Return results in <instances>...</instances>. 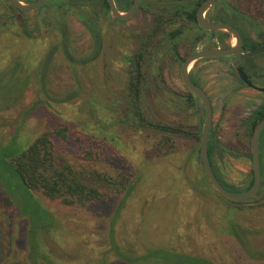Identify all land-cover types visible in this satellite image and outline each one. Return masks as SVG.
Returning <instances> with one entry per match:
<instances>
[{
	"label": "rangeland",
	"instance_id": "1",
	"mask_svg": "<svg viewBox=\"0 0 264 264\" xmlns=\"http://www.w3.org/2000/svg\"><path fill=\"white\" fill-rule=\"evenodd\" d=\"M228 1L253 22V28L259 25L264 29V0ZM154 14L145 3L130 19L107 24L102 51L92 60L72 65L62 50H57L49 63V90L53 96L81 91L78 98L51 105L37 103L40 86L35 83L17 107L0 113V174L5 176L1 180L5 185L0 181V264H174L184 253L204 256L217 264H264V186L254 199L238 202L219 194L207 180L202 182L205 172L198 146L204 113L198 101L196 109L183 102L188 91L178 59L152 62L150 54L155 49L150 48L143 67L144 97L139 98V104L147 121L180 131L147 127L134 114L131 84L137 75L140 36L143 30L146 34L151 31L149 21L155 19ZM70 26V44L76 55L88 56L93 50L88 31L74 18ZM240 26L255 36L248 23L241 21ZM197 29L192 25L191 36L187 31L182 45L190 43ZM166 35L164 31L160 36ZM58 39L57 31H52L29 43L31 46L21 44L22 49L35 50L36 46L43 54L37 60L30 57V69L44 62V53ZM235 41L230 36L224 42ZM17 42L11 41L15 46ZM180 50L185 57L190 54L186 47ZM244 60L256 61L263 68L250 74L257 87H264V52ZM200 64L215 111L213 130L224 151L216 156L215 169L229 191L243 193L252 177L249 155L253 130L241 125L236 113L245 112L263 95L249 87L229 94L232 85L226 81L221 84L219 78L216 81L217 68L223 65L236 84L241 82L225 59ZM173 97L177 98L175 104L170 102ZM225 101L229 104L224 108ZM60 128L67 129V137L53 136L56 167L69 164L91 179L97 172L112 180L121 174L132 180L129 187L123 192L111 191L107 199L86 206L69 205L28 190L4 171V157L28 148L40 134ZM259 151L264 176V130ZM11 198L9 205L7 199ZM40 202L53 216L46 225L37 209ZM234 235L261 254L251 257ZM115 244L132 258L154 247L160 252L154 256L156 261L129 262L113 249Z\"/></svg>",
	"mask_w": 264,
	"mask_h": 264
},
{
	"label": "trees",
	"instance_id": "2",
	"mask_svg": "<svg viewBox=\"0 0 264 264\" xmlns=\"http://www.w3.org/2000/svg\"><path fill=\"white\" fill-rule=\"evenodd\" d=\"M115 1L121 11L128 10L133 3V0ZM202 2L203 0H195L194 2L192 0L165 1V3L160 5L162 6V8H160L161 11L160 13H157V17L154 19L155 22L160 21L163 24L153 27L150 31L151 34L149 35L152 36V34H154L160 36L164 35L165 31L167 35L163 37H170L177 50L176 43L178 42V39H182L183 35L187 31L188 36H191L189 27L195 24L198 25L196 17L197 6H200ZM209 14L214 21L227 22L233 24L234 26H236L239 18H244L242 12L230 4L228 0H217L216 4H214L209 9ZM182 17H184L186 21L189 22L188 25L173 24L175 22L179 23L182 20ZM71 18L79 21L88 31L93 44V50L88 56L79 57L76 55L70 44ZM116 21H121V19L112 17L111 9L107 0H48L44 5L35 11H24L12 6L8 0H0V113L10 110L12 107H17L20 104L21 99L28 87L35 83L40 86L37 92V103H46L51 105L53 103L57 104L61 102H69L78 98L81 91H76L75 93L73 91L69 95L62 93L59 94L60 96H53L51 94L48 86V74H50L49 71L52 66L49 65V63H51V60L59 49L62 50L63 54L72 65H76L77 63H81L89 59L92 60L102 51V43L105 39L107 24ZM52 31H57L59 39L53 43V47L50 50L44 53V57L42 56L44 58V62L46 63L43 62L40 65H36L38 67L35 70L30 69V57L33 55V58L37 60L39 55L43 54H40L41 50L39 52L36 46H34L35 50H31L30 48L22 49L20 47L21 44H33V42L39 41V39L50 34V32L52 33ZM224 34L227 36L230 35L228 32L222 31V33L218 34L217 40L221 42L222 36ZM244 36L245 35L243 34V37ZM12 39L18 41L16 46L15 44L11 43ZM256 45L257 44L251 39L247 40V38H244L245 50H249ZM242 68L246 71L244 66ZM139 69V60L137 59L135 62V71L137 73L135 76L136 80L131 84V89L133 91L132 103L135 116L147 127L173 132L180 131V129L176 127L160 124L156 125L146 120L139 104ZM11 92H13V95ZM191 94L196 96L194 93ZM197 101L202 105L204 113L202 101L198 97L196 98V101L190 98L189 105L191 108L196 109L198 106ZM262 118H264V102L255 106L252 111V116L250 118L252 130ZM66 132V128H60L55 131L51 130L40 134L28 146V148L20 151L18 150L8 157H4L2 159L5 167L4 171L10 172L14 179L20 185L25 186L28 190L40 192L49 199H60L65 204L69 205L80 204L86 206L90 202L107 199L109 195H111V191L123 192L129 187L132 180H130L129 177H123L121 174L119 175L118 179L112 180L105 173L97 172L96 175H93L91 179L87 178V176L81 170L77 171L69 164L62 169L56 167L54 163L55 146L53 142V136L55 134H59L63 138H66ZM199 139H201V135ZM220 144V139L216 136L213 128L211 127L208 143L210 162L216 177L221 182V184L226 187L220 180L214 163L217 155L222 156ZM198 147L199 157L202 163L200 145ZM249 157L252 158V154H250ZM260 163L262 164L261 156ZM204 174L205 175L203 178H201L202 182L206 184L207 180L212 185L206 175V172ZM261 176L262 182L258 193L263 190L264 186L262 165ZM3 178H5V176L0 174V181L3 180ZM90 179L91 183L88 184V180ZM253 181L254 174L252 170L250 183L246 188H244L245 192L251 188ZM213 188L215 189L214 186ZM255 197L256 196L250 199H254ZM7 201L9 205L11 202H13L12 198L11 200L7 199ZM18 204H20L19 207L22 209L25 207V205L21 202ZM38 208L40 210V218L43 220L42 222L44 225L48 224V221L53 220V216L42 205L41 202L39 205H37V209ZM29 221L30 225H32L31 218ZM31 229L32 226H30V233ZM242 231L247 233V235L249 234V231L244 227H242ZM234 236L240 242L247 254H249L251 257L257 258V255L261 254L251 251L238 236ZM116 245L117 244L114 245L113 249L124 260L129 262H133L135 260L148 262L152 261V259L156 261L154 256L156 253L160 252L157 250L159 247H154L148 249L141 256L132 258L131 256L123 253L122 250L117 248ZM168 254L179 256L177 253L173 254L168 252ZM181 255L182 256H180L179 261L172 263L217 264L213 260L204 256L189 255L186 253Z\"/></svg>",
	"mask_w": 264,
	"mask_h": 264
},
{
	"label": "water",
	"instance_id": "3",
	"mask_svg": "<svg viewBox=\"0 0 264 264\" xmlns=\"http://www.w3.org/2000/svg\"><path fill=\"white\" fill-rule=\"evenodd\" d=\"M8 1L12 6L18 9L24 11H35L42 5H44L48 0H35L32 2H23L22 0ZM216 1L217 0H203V2L197 9V22L201 28L210 31L212 36H215V31L224 30L227 31L231 37L235 38L236 41L235 43H232L228 48H203L191 54L184 60L182 64L181 75L186 86L200 98L204 107V121L200 139V155L208 179L215 187V189L225 198L233 201H245L254 197L261 187L262 176L259 142L261 133L264 129V118H262L255 126L251 138L252 170L254 174L253 184L251 188L246 192L233 193L221 184L213 171L209 158L208 143L213 122L214 108L212 101L206 91L191 80L189 69L191 65L198 59L225 55H234L232 63L237 64L246 57H251L253 55L264 52V43L249 50L248 52H243L242 34L236 27L227 22H214L206 18V13L216 3ZM107 2L109 3L111 9V15L121 20H127L133 17L137 13L141 5V0H133V3L128 10L121 11L118 8L115 0H107ZM236 70L239 74V77L246 85L264 92V87L255 86L251 79L248 77L247 73L241 67H237Z\"/></svg>",
	"mask_w": 264,
	"mask_h": 264
},
{
	"label": "flooded vegetation",
	"instance_id": "4",
	"mask_svg": "<svg viewBox=\"0 0 264 264\" xmlns=\"http://www.w3.org/2000/svg\"><path fill=\"white\" fill-rule=\"evenodd\" d=\"M165 1L166 0H141V5H140V8L137 11V13L142 10V8L144 7V4L146 3L150 8H152L154 10V13H155L154 16L156 15V17H157V13H160V11H161L160 8H162V6H160V5L163 4V3H165ZM198 7L199 6H197V9H198ZM207 13H208V15H206V18L208 20L214 21L211 18L210 14H209V11ZM196 14H197V12H196ZM241 21L249 24V27L253 30L255 36H253V34H250V33L246 32L240 26V22ZM214 22H220V21H214ZM251 23H253V22L249 21L247 19V17L244 16V18H239L238 19L236 26H234L232 24L242 34V38H243L242 51L243 52H248L249 50H251V49H253V48H255V47H257V46H259V45H261V44L264 43V29L260 28V26L258 24H257L258 26H256V28H253L252 25H251ZM160 24H163V23L160 22V21L155 22L154 20H150L149 21V26L152 27V28L153 27H156V26H158ZM179 24H181V25H188L189 22L186 21V19L184 17H182V20L179 22ZM191 26L189 27V29L191 28ZM196 26L198 28L197 29L198 30V34H196V35L193 36V38L190 40V43H185L184 45H182V41L183 40L181 38H179L178 39V42L176 43L177 50H176V47H175L174 42H172V40L170 39V37L169 38H165V37H162V36H159V35H154V34H152V36H150L149 34H151V32L148 31V33L146 34L145 33V30H143V32H141V36L140 37H141V40L142 41L140 42V46H139V49L140 50L137 53V59L139 60V66H140V69H139L140 70V80H139V88H140V91H139V98L144 97L143 86H144V83H145V80H144L145 75H144V69H143V67H144V63H145L146 57L148 55L147 53H148V51H150V48L151 47H152V50L155 49V52L153 51L154 53L150 54L151 55L152 62L153 61L155 62V60H156V62H158L161 59H164V60H166V59H174V60L175 59H178L181 62V67H182V64H183L184 60L188 56H190L191 54H193V53H195V52H197V51H199V50H201L203 48H218V47L219 48H228V47L231 46V44H227V43L224 42L225 41V38L230 37V35L227 36L226 34H224L222 36V41L221 42L217 40L218 34L219 33H222V31H224V30H217V31H215V36H212V34H211L210 31L201 28L199 26V24L196 25ZM150 27H149V29H150ZM243 34L245 35L244 37H243ZM244 38H247V40L251 39L256 44L258 42H261V43L258 44V45H256L255 47L249 49V50H245L244 49ZM208 42H209V44H208ZM180 47L183 48V49H185V47H186L187 51L188 50L190 51V54L185 57L181 53V50H180L181 48ZM233 58H234V55H225V56H216V57H208V58L198 59L195 63H198L199 62V65L196 66V64L194 63L193 67L191 69H189V73H190L191 80L196 85H198L201 88H203L206 91V93L209 95V93H208L209 90L205 86L204 82L202 81V80L205 79L204 78V68H203L202 64H200V63H207L208 60H213V59H217V60L218 59H225V62L226 63H229V65L233 69L235 75L238 77V80H239V82H241V84H239V85H238V83L236 84V80H234L232 78V76L229 77L227 75V73L230 75V71L227 72V71L223 70L222 69L223 68V65H221L220 68H217V73L218 74L216 73V75H218V77H217V80L216 81L217 82L220 81L221 84L224 81L229 82L232 85L231 88H230L231 93H229V94H233V95L236 94L239 91V87H241V86L242 87L244 86V87L252 88V87L246 85L244 82H242L240 80L241 78L239 77V74H238V72L236 70L237 67H241L242 68L244 66V68L246 69V71L245 70L244 71L247 73L248 77L251 79V81L254 83V85H255V79L256 78H253L252 77V75L250 74V71H252V70L253 71L254 70L256 71L258 69L260 70V69H263V68L262 67L259 68L260 65L258 63H256V61H247V60H244L245 58L242 59L239 63L233 64L232 63ZM152 71H153V73H155L154 72L155 71L154 67L152 68ZM159 72H157V73H159ZM225 72H226V75H224ZM180 74H181V68H180ZM153 76H154V74H153ZM154 77H157V76H154ZM259 77H261V76H259ZM181 78H182V75H181ZM218 78H219V81H218ZM182 80H183V78H182ZM183 83H184V81H183ZM184 85H185V87H186V89L188 91V94L186 96L184 95V97H183L184 98V100H183L184 104L185 103L189 104L190 103V98H192L194 101H196V98L198 96L191 89H189L186 86L185 83H184ZM252 89H254V91H259L256 88H252ZM191 93H194V95H196L197 97L196 96H193V94H191ZM261 93H262L261 95H263V98H260V99H257L256 98L257 100L255 99V101L251 105V107L247 108L245 112H243L241 114L236 113L239 116V121H240L241 125H243V126H250V128L252 129L251 122H250V118L252 116V111L255 108V106H257L258 104L264 102V92H261ZM227 96H228V94H227ZM180 97H182V96H180ZM209 97H210V95H209ZM176 99L177 98H174L173 97V99L170 100V102H173L175 104L176 103ZM210 99L212 101V98L211 97H210ZM178 101L181 102V100H178ZM227 104H229V103L225 101L224 102V105H225L224 108L226 107ZM214 113H215V111H214ZM213 120H214V116H213ZM212 128H213V122H212ZM253 131H254V129H253ZM262 133H263V131H262ZM220 145H221L220 149L222 150V154H223L224 151H223V148H222V144H220Z\"/></svg>",
	"mask_w": 264,
	"mask_h": 264
},
{
	"label": "crops",
	"instance_id": "5",
	"mask_svg": "<svg viewBox=\"0 0 264 264\" xmlns=\"http://www.w3.org/2000/svg\"><path fill=\"white\" fill-rule=\"evenodd\" d=\"M244 87V86H243ZM244 89L242 88V86H241V88L239 87V91H243ZM254 90V89H253Z\"/></svg>",
	"mask_w": 264,
	"mask_h": 264
}]
</instances>
